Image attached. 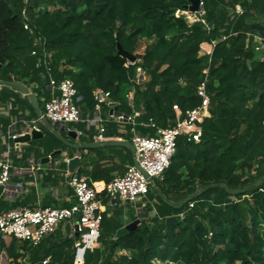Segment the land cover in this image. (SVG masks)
<instances>
[{"label": "trees", "instance_id": "trees-1", "mask_svg": "<svg viewBox=\"0 0 264 264\" xmlns=\"http://www.w3.org/2000/svg\"><path fill=\"white\" fill-rule=\"evenodd\" d=\"M203 1L206 23L176 15L192 0H0V79L43 94L51 76L70 78L91 112L95 91H110L122 113L141 112L135 128L142 135L156 133L150 119L175 124V104L183 113L199 105L196 89L207 79L210 116L201 140L179 138L170 168L151 187L158 202L136 228L103 214L101 246L82 264H264V44L256 39H264V0ZM118 44L136 60L119 55ZM171 215L182 217L167 224ZM74 242L41 255L43 242L7 241L0 232V254L10 264H77Z\"/></svg>", "mask_w": 264, "mask_h": 264}, {"label": "built area", "instance_id": "built-area-1", "mask_svg": "<svg viewBox=\"0 0 264 264\" xmlns=\"http://www.w3.org/2000/svg\"><path fill=\"white\" fill-rule=\"evenodd\" d=\"M180 11L193 16L190 23L196 21L206 23L207 10L203 0L199 1L197 11ZM238 11H240V8H238ZM25 28H28V26L25 25ZM256 39L259 43L264 44V39L260 36H256ZM205 44H202V51L210 54L212 45L210 44L211 46L207 48ZM261 60L264 62V54L261 56ZM143 79L144 71L139 68L137 81L141 83ZM48 86L51 97L45 102L44 113L38 119H33L28 125L22 127V133L16 127H12L9 132V138L12 141H17L19 137L27 133L31 134L33 130H39L36 123L44 119L68 130L70 124L82 120V111L77 103L78 94L74 82L70 78L57 80L51 76ZM196 91L201 98L200 104L196 107L187 109L183 113L177 104L173 106L177 115L175 124L169 127H161L150 119L147 126L156 129L154 135H142L136 132L133 134L132 143L138 166L129 167L123 175L115 176L105 183L101 189L94 182H91L87 176L78 171L72 172L69 176V185L72 187L76 198L72 205L63 208L43 207L32 209L19 207L11 209L0 215V232L3 238L15 237L20 241H27L31 245L37 246L44 239L52 236L65 221L69 220L74 227L73 233H77L80 239V242L76 243L75 263L82 264L86 252L98 248L100 244L99 238L104 214L100 194L104 193L110 201L116 202L119 199L127 205L136 204L149 194L155 179L161 180L164 178L165 173L171 166L179 138L184 137L188 142H199L201 140L203 136L202 123L206 117L210 116V95L207 89V79L197 86ZM128 97L132 101V96L128 95ZM110 99V91H95V100L97 101L93 110L95 116L90 118L88 115V129L94 125H99L101 133L105 131L99 113L102 105L108 103ZM140 113L139 110H135L133 115L121 113L117 116V119L135 123V119ZM78 134L80 135L81 132L79 131ZM0 136L3 137L2 133H0ZM100 138H102L101 134ZM4 144L6 150L0 158V186L4 187L8 195L14 197L19 190L18 186L17 188H10L9 184L14 175L9 158L12 147L9 143ZM48 262L49 260H45L43 264Z\"/></svg>", "mask_w": 264, "mask_h": 264}, {"label": "crops", "instance_id": "crops-1", "mask_svg": "<svg viewBox=\"0 0 264 264\" xmlns=\"http://www.w3.org/2000/svg\"><path fill=\"white\" fill-rule=\"evenodd\" d=\"M205 46L209 48L211 45L206 43ZM35 86L27 85L30 92L37 98L42 115L45 102L51 97V91L47 84L48 91L39 94L38 91H35ZM6 89L9 90H4V87L0 86V133L3 135L2 138L0 136V158L6 150L4 143H9L12 147L9 158L14 171L9 184L10 188H17L18 186L19 192L11 197L5 192L4 187L0 186V215L19 207L32 209L43 207L63 208L72 205L76 198L72 187L69 185V176L74 171L79 172V168L85 169L86 173L82 172V174L101 189L112 178L123 175L129 167L136 165L134 148L111 144L113 141L132 143L133 134L138 133L135 123L117 119L118 112H123L120 100L111 98L108 103L102 105L99 114L102 118V125L105 127L103 133H101L99 125H94L88 129V115L92 118L95 113L81 108L82 106L78 102L83 113L82 120L70 124L68 126L69 130L44 119L36 123L39 131L43 134L41 138L33 139L30 142H16L9 138L10 129L16 127L22 133V127L28 125L31 120L38 119L41 115L38 116L35 108L31 107L29 98L25 93L12 88ZM133 94L134 91L128 93L132 97ZM80 100L81 96H78V101ZM79 131L81 132L80 135L78 134ZM74 134L77 135V138L73 137ZM100 134L102 138H100ZM67 143L74 145L88 144L89 146L76 148L68 146ZM58 150H61L62 153L56 154L47 161L44 160ZM74 157H78L79 161L77 165L71 168L70 162ZM94 175L102 179L93 180ZM158 185L159 183L154 180L152 187L157 189ZM100 197L104 213L106 212L108 217H117L115 207L118 200L116 202L110 201L104 193H101ZM129 206H133L134 211L123 214L122 221L126 227L136 219L145 221V218L143 216L141 218L139 214V212H144L142 205L132 204ZM73 228V225L68 224L63 227L62 224L54 235L47 237L41 243L49 248L61 244L64 240L74 238L75 247L78 234L73 233ZM5 240L9 241L10 239ZM99 243L101 244V241ZM60 249L62 250L63 246H60ZM63 255V253H60V257ZM45 260H49L48 263L51 261L50 258ZM0 264H10L5 251L0 254ZM54 264H60L59 260Z\"/></svg>", "mask_w": 264, "mask_h": 264}, {"label": "water", "instance_id": "water-1", "mask_svg": "<svg viewBox=\"0 0 264 264\" xmlns=\"http://www.w3.org/2000/svg\"><path fill=\"white\" fill-rule=\"evenodd\" d=\"M199 1L200 0H192V3L189 6V9L191 11H197L198 10V5H199ZM118 54L123 56V57L128 58V60L130 62H134L136 60L135 55L129 53L126 50H124L120 44H118ZM0 85L2 87H4V88H12V89H16V90H19V91H22L23 93H25L27 95V97L29 98V101L31 103V107L35 108L38 116L41 115V109H40V105H39V103L37 101V98L35 97V95L33 93L30 92V90H29V88L27 87L26 84H24L21 81H9V80L0 79ZM119 114H121V112H118V115ZM42 136H43V134L41 133V131L33 130L31 134L27 133V134L22 135L21 137H19L16 142H30L31 140L37 139V138H41ZM73 137L77 138V135L74 134ZM67 144L70 147H76V148H82L83 146H89L88 144L87 145H80V144L79 145L78 144L74 145V144H71V143H67ZM111 144L123 145V146H128V147L134 148L133 143L126 142V141H113V142H111ZM60 153H62L61 150L55 151L54 153L51 154L50 157H48V158H46L44 160L47 161V160H49V158L54 157L56 154H60ZM78 161H79V158L78 157H74L71 160V162H70V167L73 168V166L77 165ZM136 166H138L137 163H136ZM220 185L225 187L226 190L228 192H230V193H237V192L240 191L238 189L234 190V189L229 188L226 183H221ZM189 199H190V197L186 198L184 201H182L180 203V205L183 204L184 202L188 201ZM181 217H182L181 215L168 216L166 218V223L167 224H174V223L178 222L181 219ZM142 221L143 220H141V219H136V220L132 221L129 225H127V229L132 230V229L136 228L139 224H141ZM18 264H20V263H18Z\"/></svg>", "mask_w": 264, "mask_h": 264}, {"label": "rangeland", "instance_id": "rangeland-1", "mask_svg": "<svg viewBox=\"0 0 264 264\" xmlns=\"http://www.w3.org/2000/svg\"><path fill=\"white\" fill-rule=\"evenodd\" d=\"M230 12H232V9H229ZM190 13V12H189ZM185 15L186 19L188 20V22L192 21V15L189 14H184L183 12H181L180 10L176 11V15ZM144 48V43H141L140 47L138 48L137 52H142ZM203 52V51H202ZM82 111V110H81ZM83 116V113H82ZM155 182L159 183V179H155ZM234 198V197H233ZM158 202V198L155 196L154 193L150 192L145 198H143L142 200L138 201L135 205L140 204L142 205L143 209H147L150 207H154ZM147 205V206H146ZM137 210V209H136ZM115 211H116V220L118 221V223H120L123 219V214L127 213L128 211H134L133 206H125L122 204V202L118 199V204L115 207ZM141 218H143L142 216H144L143 212H139ZM148 216V215H147ZM149 223H152V221H150L149 219ZM70 224V226H72V222L67 220L63 223V227H66V225ZM116 230H113L109 235L112 236L116 233ZM10 239V238H9ZM77 242H80V239H77ZM76 242V243H77ZM101 246V244H99V247ZM48 250V248L46 247L45 244H43V246L41 248H37V251L41 254L44 255L45 251ZM28 256L29 253L24 257V259H22V261L25 263L28 261ZM27 264V263H26ZM36 264H40V262L36 263Z\"/></svg>", "mask_w": 264, "mask_h": 264}]
</instances>
